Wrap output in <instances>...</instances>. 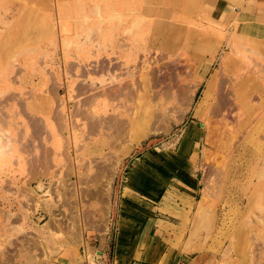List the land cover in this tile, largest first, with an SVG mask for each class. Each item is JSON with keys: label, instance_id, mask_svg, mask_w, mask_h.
<instances>
[{"label": "rangeland", "instance_id": "rangeland-1", "mask_svg": "<svg viewBox=\"0 0 264 264\" xmlns=\"http://www.w3.org/2000/svg\"><path fill=\"white\" fill-rule=\"evenodd\" d=\"M250 6L242 0H0V131L9 128L18 138L21 128L43 119L55 134L45 132L52 139L41 149L51 146L53 165L38 180L21 177L19 161L27 154L7 148L0 135L7 149L1 151L10 149L0 152V264H27L34 256L32 264H113L129 174L139 161L148 165L133 186L145 200L142 190L164 182L161 169L174 163L164 157L172 155L186 158L185 172L200 190L186 250L211 254L213 264H264V10ZM132 38L139 85L150 72L146 91L135 104L101 98L91 105L103 124L97 132L73 116L76 102L91 95L75 100L68 92L73 79L82 80L69 66L94 69L108 63L107 51L116 62L124 55L121 44ZM69 120L76 131L65 130ZM9 162L11 173L4 170ZM39 183L53 190L67 185L68 204L55 190L54 199L37 198L34 208L23 193H36ZM99 183L102 203L94 194Z\"/></svg>", "mask_w": 264, "mask_h": 264}, {"label": "crops", "instance_id": "crops-1", "mask_svg": "<svg viewBox=\"0 0 264 264\" xmlns=\"http://www.w3.org/2000/svg\"><path fill=\"white\" fill-rule=\"evenodd\" d=\"M242 1L247 7L249 4L256 10H264V0H253L252 3L250 2L252 0ZM32 132L34 133L33 126L27 130L30 136L33 135ZM159 157L162 156L154 158L159 160ZM175 157L174 155L164 157L165 160L171 161L173 159L174 163L170 167L164 165V169H161L165 177L164 182L157 186V182L154 180L155 184H149L152 188L142 190L145 193L142 198L145 200L139 198V193H135L137 190L133 186L136 178H142L146 175L147 170L144 165H148L139 161L140 164L136 171L135 165L137 163L134 165L132 175L130 174L129 180H126V191L121 198L117 212L119 219L117 220L116 232L113 235V264H192L193 260L199 257H201V264H213L211 254L197 253L193 251L192 247L188 248L189 251L186 250L187 246L185 247V245L188 240H186L185 229L189 224H192L191 216L194 211H197L200 190L191 175L189 176L185 172L186 158ZM21 160L18 165L22 173L20 174L21 177H30L31 180L42 178L36 174H40L39 172L35 173L31 170V162L27 158H25V162L24 159ZM155 162L162 163L157 160ZM10 163L5 165L4 170L6 168L9 170ZM11 172L12 170H9V173ZM32 172L35 173L33 176ZM122 220L125 223L121 224ZM182 232H185V235ZM105 240L107 242V237ZM156 246H160L161 252L159 259L154 261L151 256L154 249L157 248ZM100 253V258L103 259L105 254Z\"/></svg>", "mask_w": 264, "mask_h": 264}, {"label": "bare ground", "instance_id": "bare-ground-1", "mask_svg": "<svg viewBox=\"0 0 264 264\" xmlns=\"http://www.w3.org/2000/svg\"><path fill=\"white\" fill-rule=\"evenodd\" d=\"M86 19V18H85ZM100 20V19H99ZM102 24V23H101ZM64 33V32H63ZM103 33V32H102ZM92 35V37H90ZM86 36L87 37H89L90 39H89V42H93V37H94V33H91V32H87L86 33ZM130 39V38H129ZM146 39V38H145ZM144 39V40H145ZM149 39V38H148ZM102 40V39H101ZM123 40H125V39H123ZM128 40V39H127ZM126 40V41H127ZM160 40V39H159ZM129 41V43L128 44H125V45H122L121 44V47H120V49L124 52V55H118V57L116 58L117 59V61L116 62H114L112 59H113V57H111V55H110V53H108V51L106 52V54H105V58H107V61H108V63H106V62H104V63H106V64H104V63H100L98 60V62H99V64L100 65H98V67H94V69L93 68H91V69H89V67H86L85 69L82 67H79V65H77V67L78 68H76V65L73 67L72 65L71 66H69L71 69H73V71H74V75H76V77L77 78H81L82 80L81 81H79L78 79L76 80V79H73L72 77H71V79H73L72 80V82H71V85L69 86L70 88V91H68V92H70V94L71 95H73L74 96V99L76 100V98H78V99H80V97L82 98V96H84V94H90L89 96L90 97H84V100H77L78 102H76L75 100V102H76V106H75V111H74V114H73V116H74V118H76L75 120L76 121H80V120H83L84 122L85 121H89L90 122V126L94 129H96V128H98V127H100V126H103V124L101 125V123L102 122H100V119L99 118H97L96 117V115L94 116V115H92L93 113L92 112H94L93 111V108H91L92 106L91 105H94L95 104V102L97 101V100H99V99H104L105 101H109L110 103H111V101H112V103L113 102H122L123 104L125 103V104H135L139 99H141L142 98V96H143V92H144V90L146 91V88H147V80H148V77L150 76V72L147 74V76H146V79L144 80V81H142L141 83H140V85L138 84V82H137V80H135V72H134V69L135 68H138V70H139V67H138V65L140 66V63L137 65V66H135L136 65V63H137V58H136V56H137V45H136V41H135V39L134 38H132L131 40H128ZM145 41H147V40H145ZM140 44V43H139ZM163 44H164V42H163ZM143 45V44H142ZM108 46V45H107ZM90 47V46H89ZM118 47V46H117ZM96 48V47H95ZM95 48H94V50H95ZM87 49V48H86ZM93 50V49H92ZM102 50V49H101ZM111 50V49H110ZM115 50H116V48H115ZM96 51V50H95ZM121 51V52H122ZM89 52V51H88ZM99 52H101V51H99ZM110 52V51H109ZM143 52V51H142ZM80 55V54H79ZM94 55V54H93ZM102 55H100L99 57H101ZM81 57V56H80ZM143 57H144V55H143ZM95 58H98L97 56H95ZM84 60H87V58L86 59H83V60H80L81 62L82 61H84ZM106 61V60H105ZM140 61V60H139ZM149 62V61H148ZM147 62V63H148ZM151 63V62H150ZM149 63V64H150ZM74 64V63H73ZM81 66V65H80ZM96 66V65H95ZM69 67L67 68L68 70H69ZM142 68H144L145 70H147L148 68H149V66H146L145 65V62H143V66H142ZM137 70V69H136ZM142 70V69H141ZM140 70V71H141ZM66 71V70H65ZM70 71V70H69ZM143 71V70H142ZM148 72V71H147ZM146 72V73H147ZM68 73V72H67ZM84 79H83V78ZM151 82V81H150ZM211 85L212 84H209L208 85V88L210 89L211 88ZM113 86V88H110V87H112ZM55 90V89H54ZM148 91H149V89H148ZM90 92V93H89ZM54 93V92H53ZM57 93H59V90H57ZM196 95V94H195ZM51 96V95H50ZM88 96V95H87ZM47 97V96H46ZM193 97V96H192ZM47 98H49V97H47ZM85 98H86V100H85ZM49 99H51V98H49ZM48 99V100H49ZM50 101V100H49ZM52 101V100H51ZM225 101V100H224ZM108 102V103H109ZM64 103V102H63ZM117 104H119V103H117ZM113 105V104H112ZM137 105V104H136ZM95 106V105H94ZM126 107V106H125ZM96 108V107H95ZM94 108V109H95ZM21 109V108H20ZM28 111V110H27ZM62 111L60 110V113H61ZM1 113V112H0ZM22 113V112H21ZM58 113V112H57ZM63 113V112H62ZM61 113V114H62ZM18 114V113H17ZM59 114V113H58ZM57 114V115H58ZM64 114V113H63ZM72 114V113H71ZM70 114V115H71ZM24 116V115H23ZM33 116H35V114H33ZM37 116V115H36ZM59 116L60 115H58V119H59ZM62 116V118L61 119H63V116L64 115H61ZM65 116H68L67 114H65ZM64 116V117H65ZM73 116H69V117H67V118H71V120L73 119L72 117ZM7 117V116H6ZM15 117H16V114H15ZM66 118V117H65ZM66 118V119H67ZM1 119V118H0ZM26 119V118H25ZM60 119V120H61ZM108 119V118H107ZM109 119H110V117H109ZM112 119V118H111ZM5 120V122H6V119H4ZM4 120H2V121H4ZM43 120V119H42ZM42 120L40 121L41 122V124H42ZM64 120V119H63ZM63 120H61V121H63ZM74 120V119H73ZM31 121H33V120H31ZM60 121V122H61ZM33 122H35V121H33ZM37 122V121H36ZM40 122H38V123H36V124H34V129L35 130H37L35 133H36V135H34L35 133H33V135H31L30 137H31V141L29 142V140L26 138L27 136H28V133H27V130L28 129H30L29 128V125H30V122H29V124H27V125H25V128L24 129H22L21 128V133L20 134H17L18 136V138H16V135H14V134H12V130L11 129H4V130H1L0 131V133H2V134H0L1 135V138L3 137L2 135L4 134V136L6 137V139H8V141H6V139H4L3 138V143H4V141H6L7 143V148H9L10 147V145H12V147L13 148H15L14 149V151H19V152H21V153H26L27 155V157H29V159H28V161L29 162H31L30 163V165L32 166V167H30V168H32L33 169V172H39V173H43V175L44 176H46L45 174H47L48 172H50L49 170L51 169V164L53 165V161L51 160V158L53 157V155H51L52 153V150L50 151V147H48V149H46L45 150V152L44 153H42V149H41V146H42V148L44 149V147H46V145L50 142L49 141V139L48 138H50V136H48L49 134H50V124H49V122H44V120H43V124H45V126H43V125H41V124H39ZM114 122V121H113ZM116 122H118V121H116ZM115 122V123H116ZM120 122V121H119ZM66 123V122H65ZM59 124V123H58ZM63 124V123H62ZM82 124H85V123H82ZM111 124V123H110ZM121 125H118V124H115V125H117L118 126V129L119 130H116L117 132L119 131V134H120V131L123 129L122 127V125H123V123H120ZM128 124V126L129 127H133V125H132V122L130 121L129 123H127ZM60 125H61V123H60ZM75 125H76V123H75ZM74 124H73V122L71 123L70 122V120H69V122H68V124H67V129L65 128V127H62V125H61V127L62 128H65V130H68L69 131V133L71 132V131H76V130H74L75 128H76V126H75ZM89 125H87V126H89ZM7 126V125H6ZM5 126V127H6ZM33 126V123L31 124V127ZM74 126H75V128H74ZM86 126V125H85ZM89 126V129L91 128ZM47 127V128H46ZM57 127H60L59 125L57 126ZM108 127V126H107ZM87 128V127H86ZM85 128V129H86ZM111 128V127H110ZM117 128V127H116ZM122 128V129H121ZM47 129V130H46ZM58 129V128H57ZM34 130V131H35ZM46 130V131H45ZM49 130V131H48ZM97 130V129H96ZM106 130H108V129H106ZM115 130V129H114ZM25 131V132H24ZM58 131H61L60 129L58 130ZM62 131H63V129H62ZM81 131V130H80ZM88 131H90V130H88ZM95 131V130H94ZM45 132H49V134L47 135V133H45ZM78 132V131H77ZM97 132H98V130H97ZM114 132V131H113ZM43 133V134H42ZM52 134H51V137H55V134H54V131H52L51 132ZM60 133V132H59ZM62 134H64L63 132H61ZM60 133V137H61V142H62V137L63 136H61L62 134ZM74 133V132H73ZM54 134V135H53ZM90 134H92V133H90ZM104 134V133H103ZM111 134V133H110ZM109 134V135H110ZM115 134V133H114ZM113 134V135H114ZM119 134H117L115 137L118 139V137H119ZM30 135V134H29ZM45 135H47V136H45ZM59 135V134H58ZM30 137H28V138H30ZM38 137H40V140H38L39 138ZM72 137V136H71ZM20 139V140H19ZM50 139H52V138H50ZM64 139H66V138H64ZM68 139V138H67ZM116 139V140H117ZM2 139H0V144H1V141ZM22 140H25V143L24 142H22ZM46 140H47V142H46ZM120 140V139H119ZM135 140H137L136 138H135ZM19 143V142H21L22 143V145H20L19 147H17V145L15 144V143ZM2 143V144H3ZM11 143V144H10ZM42 143V144H41ZM5 144V143H4ZM5 144V145H6ZM20 144V143H19ZM9 146V147H8ZM44 146V147H43ZM60 146H61V148H62V144H60ZM0 148H3V149H6L5 147H0ZM11 148V147H10ZM50 148V149H49ZM19 149V150H18ZM41 149V150H40ZM7 150V149H6ZM10 150V149H9ZM4 151V150H2L1 151V149H0V152H2L3 153V151H4V153L5 152H10V151ZM41 153V155H39ZM54 153V152H53ZM7 154V153H6ZM5 155V154H4ZM9 155V154H8ZM57 155V154H56ZM62 156H63V154H61ZM31 157V158H30ZM58 157V156H57ZM29 162H27V163H29ZM140 164V162H138L136 165H135V171H136V169H138V165ZM36 168V169H35ZM40 169V171H39V169ZM31 169V170H32ZM33 172H32V176L35 174H33ZM90 172H91V169H90ZM92 173V172H91ZM132 173V172H131ZM36 174H38V173H36ZM76 174V173H75ZM81 174V173H80ZM93 174V173H92ZM42 175V174H41ZM40 175V176H41ZM130 175V174H129ZM128 175V176H129ZM132 175V174H131ZM39 176V175H38ZM104 176V175H103ZM43 177V176H42ZM95 177V176H94ZM94 177H92V178H94ZM33 178V177H32ZM97 178V177H96ZM100 177H98V179H99ZM92 180V179H91ZM100 180V179H99ZM61 183H62V181H60ZM64 182V181H63ZM97 182V181H96ZM61 183L58 185V187L56 186V188H55V190H56V192H55V190H53L54 189V187L52 188L51 186V188H52V190L53 191H51V188L49 189V186L48 187H46L45 185H44V183H39V185L37 186V188H36V193H34V191L33 190H31L30 189V191L28 192H21L22 190L19 188L18 189V191L16 190L15 191V193H19V191H20V195L23 193V195L25 196V198H26V200H29V201H31V199H32V201L33 202H30V204L31 205H33L34 206V208H38L39 206H40V204L38 203V201H37V198H38V200L40 199L41 201H46L47 203L51 200V199H54V194L56 193L57 195H59L60 197H61V199L63 198V200H62V203H64V204H66L68 201H69V198H66V196L68 197V192H69V188L67 187V185H66V187H64V185L62 186L61 185ZM82 183V182H81ZM84 183H88V182H84ZM57 184V183H56ZM97 184V183H96ZM8 186V185H7ZM55 186V185H54ZM103 185H101L100 183H99V185H98V189H96V192L98 191L99 192V197H98V195H97V197L99 198V200H98V202L99 203H102V200H103V197H104V194H103V192L105 191H102L103 190ZM64 189V190H63ZM105 189V188H104ZM24 190V189H23ZM29 190V189H28ZM80 190V189H79ZM91 192V191H90ZM94 192V191H93ZM98 192L97 193H94V194H98ZM14 193V194H15ZM77 193V192H76ZM75 193V194H76ZM81 193H83L82 191H81ZM32 194H34V195H32ZM55 194V195H56ZM85 194V193H84ZM88 194H90L89 192H88ZM33 196H36V197H33ZM58 196V197H59ZM70 196V195H69ZM82 196V195H81ZM43 197L45 198V197H48L49 199L48 200H44L43 199ZM57 197V198H58ZM79 197V196H78ZM85 197V196H84ZM102 199V200H101ZM97 200V199H96ZM64 201V202H63ZM83 202V201H82ZM42 203V202H41ZM56 203V202H55ZM73 203V202H72ZM68 204V203H67ZM100 205V204H99ZM102 205V204H101ZM64 207H65V205H64ZM103 207V206H102ZM7 215V214H6ZM5 215V216H6ZM7 217L8 218H10L8 215H7ZM70 219V218H69ZM73 220V219H72ZM20 221V220H19ZM68 221V220H67ZM71 221V220H70ZM72 222H77V221H72ZM123 223H125V222H123V220H122V222H121V224H123ZM20 224V223H19ZM59 224V223H58ZM76 224V223H75ZM80 224V223H79ZM18 225V224H17ZM17 225H15L14 226V230L15 231H17V229L16 228H18L17 227ZM45 226H48V228L50 229L51 227V225L49 224H47V225H45ZM56 226V225H55ZM60 226V225H59ZM20 227V226H19ZM195 228H197V226L195 227ZM19 229V228H18ZM195 230H197V229H195ZM20 232H22V230H19ZM192 231V230H191ZM196 233V231H194V235H197V234H195ZM57 234V233H56ZM61 235H63V234H61ZM193 235V236H194ZM193 236H192V238H193ZM25 241V240H24ZM64 241V240H63ZM22 242V241H21ZM28 246V245H27ZM157 247V246H156ZM160 247V246H159ZM159 247H157V248H155L154 249V251H153V253H152V256H151V258H153L154 259V261H157L158 259H159V254H160V249H159ZM36 249H37V247H36ZM48 248H45L44 247V250H47ZM21 251V250H20ZM38 251V250H37ZM24 252V251H23ZM25 254V253H24ZM35 257V256H34ZM34 257H29L28 258V261H26V262H28L29 264H32L33 263V261H29V259L31 258V260H33V258ZM9 259V258H8ZM26 259H27V257H26ZM34 260H36V259H34ZM27 263V264H28ZM34 263H35V261H34ZM43 263V262H42ZM196 263V262H195ZM195 263H192V264H195ZM38 264H41V263H38ZM44 264V263H43Z\"/></svg>", "mask_w": 264, "mask_h": 264}, {"label": "trees", "instance_id": "trees-1", "mask_svg": "<svg viewBox=\"0 0 264 264\" xmlns=\"http://www.w3.org/2000/svg\"><path fill=\"white\" fill-rule=\"evenodd\" d=\"M199 95V94H198ZM198 95L196 96V98H198Z\"/></svg>", "mask_w": 264, "mask_h": 264}]
</instances>
